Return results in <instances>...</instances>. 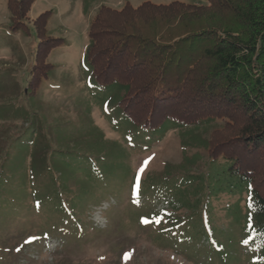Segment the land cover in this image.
Returning <instances> with one entry per match:
<instances>
[{"label":"rangeland","instance_id":"374dc122","mask_svg":"<svg viewBox=\"0 0 264 264\" xmlns=\"http://www.w3.org/2000/svg\"><path fill=\"white\" fill-rule=\"evenodd\" d=\"M145 1L207 4L36 0L27 24L33 28L49 12L47 34L61 39L46 59L52 68L37 83L31 74L39 42L35 32L12 30L7 0H0V163L13 140L24 142L11 154L0 184V213L7 214L0 219V264H264L243 218L247 191L239 188L216 199L210 188L187 183L206 174L209 159L200 142L223 123L165 135L139 128L119 106L122 87H100L84 62L98 9ZM195 156L199 159L191 163ZM106 194L113 196L89 203L77 216L85 233L67 231L59 223L66 219L51 211ZM197 199L199 214L193 219ZM145 205L173 215L177 237L189 226L199 227L189 242L192 251L182 243L161 244L159 230L143 216Z\"/></svg>","mask_w":264,"mask_h":264},{"label":"trees","instance_id":"16d2710c","mask_svg":"<svg viewBox=\"0 0 264 264\" xmlns=\"http://www.w3.org/2000/svg\"><path fill=\"white\" fill-rule=\"evenodd\" d=\"M35 2L7 0V6L12 30L30 33L33 29L39 41L31 72L38 83L52 68L46 59L61 39L47 34L49 12L40 15L33 28L27 24ZM87 34L84 62L100 87H122L118 103L135 126L165 135L170 129L223 123L212 137L200 142L209 159L206 174L195 175L187 183L196 181L200 188H210L209 195L216 199L239 188L247 191L243 218L251 244L264 259V0H207L201 5L145 1L137 7L125 3L121 9L103 5L91 19ZM22 144L18 138L6 149L0 184L5 183L3 173L11 154ZM193 158L191 163L199 159ZM111 196L82 199L77 205L69 203L51 211L66 219L59 223L67 231L85 233L77 216L89 203ZM119 196L114 197L119 201ZM197 203L201 201L192 204L193 219L199 214ZM144 209L143 216L159 230L161 244L169 248L183 244L182 248L192 251L190 243L194 233H200L199 227L189 226L180 238L174 232L173 215L146 205ZM6 215L0 213V219Z\"/></svg>","mask_w":264,"mask_h":264},{"label":"snow or ice","instance_id":"6c2138e0","mask_svg":"<svg viewBox=\"0 0 264 264\" xmlns=\"http://www.w3.org/2000/svg\"><path fill=\"white\" fill-rule=\"evenodd\" d=\"M28 242H29V243H31V242H32V240L30 239Z\"/></svg>","mask_w":264,"mask_h":264}]
</instances>
